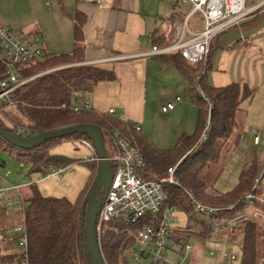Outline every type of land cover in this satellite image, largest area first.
<instances>
[{
    "label": "trees",
    "instance_id": "trees-1",
    "mask_svg": "<svg viewBox=\"0 0 264 264\" xmlns=\"http://www.w3.org/2000/svg\"><path fill=\"white\" fill-rule=\"evenodd\" d=\"M76 16L74 50L70 53H47L44 58L36 60L23 69V75L29 77L46 69L68 65L38 75L15 91L13 108L23 118L22 125L28 127L31 134L75 123H93L102 130L118 131L131 146L140 150L146 162L142 173L149 178L160 177L169 166L179 162L176 172L179 185L170 184L166 187L168 200L165 205L184 210L189 222L187 228L194 227L195 234L203 238L212 237L221 230L213 228L215 220L234 217L252 208L264 209V203L255 200L254 204L250 205L244 199L248 192L259 194L261 191L255 189L254 185L255 178L261 174V171L264 178V160L262 162L256 155L244 164L238 183L231 191L220 193L211 190L206 180L201 177V171L219 157L222 145L236 125V113L241 109L242 101L251 99L255 92L245 83L234 82L217 87L206 82L214 48L197 64L188 62L179 52L161 55L169 63L176 64L187 73L189 78H194L191 98L199 108L195 132L181 135L172 148L162 149L143 135L141 130H136L133 124L117 116L99 113L92 109L76 113L63 107V104L67 106L74 104L81 92L87 94L91 92L98 82L115 79L113 69L82 63L84 61L83 17H79L78 14ZM74 63L77 64L69 65ZM197 78L212 104L209 134L204 141H200V145L195 144L203 132L208 115V103L196 89ZM0 121L9 131L17 134L14 125L7 124L1 117ZM70 138L89 139L83 134L75 133L50 140L37 148L25 150L11 145L0 136V148L17 160L28 163L30 172L43 175L52 168L62 169L73 163L72 158L51 151L55 144ZM109 151L106 138L107 154ZM85 162L90 164L91 173L75 201L65 196L46 195L36 184H32L34 193L24 201L23 208L30 264H90L83 245V214L87 206L86 196L96 178L98 164L95 160ZM188 192H193L203 203L214 204L224 209L217 217L202 216L194 210ZM232 203H235V206L228 208ZM3 211L2 208L1 214ZM110 224L111 226L106 227L101 234L104 256L108 264H127L126 252L136 243L135 234L138 225L128 224L122 220L112 221ZM225 231L229 239L240 242L243 252L242 264H259L262 234L261 227L255 220H245L239 234L232 235L228 230ZM183 235L179 232L171 236H175L183 247V240L186 238ZM187 235L190 236L191 232H187ZM2 250L0 248V264L19 263L17 253Z\"/></svg>",
    "mask_w": 264,
    "mask_h": 264
},
{
    "label": "crops",
    "instance_id": "crops-1",
    "mask_svg": "<svg viewBox=\"0 0 264 264\" xmlns=\"http://www.w3.org/2000/svg\"><path fill=\"white\" fill-rule=\"evenodd\" d=\"M248 4L249 6L261 5L251 12L239 26L228 28L212 40L210 52L214 48V53L210 59L211 68L207 71L206 82L217 87L234 82L247 84L255 92L251 99L243 100L241 105L243 107L248 103L246 105L250 109L258 99L264 100V0H249ZM187 5V10L182 12L178 8L179 4L176 0H101L98 3L85 0H0V23L26 35L41 34L46 50L51 54H60L70 53L74 50L76 15L83 17V62L114 70V80L98 82L103 85L107 93L112 92L111 85L118 83L122 76L124 84L127 86V108H133V111L142 110L140 114L138 111L134 112L137 114L135 116L141 120L139 123L135 121L134 124L139 125L142 134L144 133L142 117L146 107L144 100H147V96L139 95L138 97L137 93L144 92L146 94L149 78L158 77L160 83L167 78L169 85L176 91L187 93L190 101L182 102L181 98L176 102L174 109L167 112L162 110L169 118L182 119L181 129L173 130L163 138L179 139L183 134L194 133L197 128L199 108L191 98L194 78H189L188 74L176 64L165 60L161 56L162 54L151 56L135 54L148 51L156 44L163 46L174 42L176 39L175 25L181 23L190 11V4ZM199 27L201 29L204 27L202 18L198 14L190 16L186 38L192 36L193 32L199 31ZM89 93L86 95L88 96ZM96 101L92 99V110L117 116L131 124L128 116L126 119V113L119 116L116 114L118 110L115 107L110 104L104 105L98 101V98ZM242 107L236 113V123L240 118L237 116L241 115ZM123 108V112H125V106ZM110 109H113L114 112L110 113ZM252 130L254 148L249 159L254 155L261 159L260 154L257 153L260 150L263 152L261 159L263 162L264 131L262 132L258 127H253ZM254 131L259 136L258 142L254 140L256 134ZM143 135L146 136L145 133ZM250 149L251 146L248 151ZM53 176L56 175L49 177ZM40 178L41 175L29 185L43 182L44 180L40 181ZM65 184L68 183L65 182ZM216 192H220V190ZM7 211L6 209L1 214L0 231L9 226ZM16 225L18 223L13 224L12 228ZM190 228L195 234L196 229ZM214 229L228 230L232 235L235 233V229L226 226ZM180 230L178 227H174L171 232L168 250H166L167 256L178 253L176 249L172 248L174 247L172 244L178 242L176 237L171 235L179 233ZM6 243L12 245L9 238L8 242L4 241L2 233H0L2 251L6 249ZM180 246V250L184 251L182 245ZM196 254L201 255L202 250H198Z\"/></svg>",
    "mask_w": 264,
    "mask_h": 264
},
{
    "label": "built area",
    "instance_id": "built-area-1",
    "mask_svg": "<svg viewBox=\"0 0 264 264\" xmlns=\"http://www.w3.org/2000/svg\"><path fill=\"white\" fill-rule=\"evenodd\" d=\"M85 1L98 3L101 0ZM176 2L178 4H190V11L181 23L175 25V41L163 46L156 44L150 50L135 55L151 56L179 52L188 62L197 64L208 56L211 42L219 33L232 26H239L251 12L258 9L261 5L249 6V0H176ZM194 14H198L202 18L204 28L193 32L192 36L186 38L188 21L190 16ZM47 53L49 52L45 48L41 34L26 35L0 23V115L4 116L2 107L14 106L13 95L23 84L38 75L68 66L54 67L25 77L23 69L36 60L44 58ZM75 64L77 63L69 65ZM196 89L208 103V115L200 137V141H202L207 138L211 127L212 104L202 90L199 78L196 79ZM180 100V96L175 97L172 101L163 105L162 110L167 112L174 109L176 102ZM63 107L79 113L83 110H91L93 106L91 100L87 99L86 93L81 92L74 104L69 106L63 104ZM109 112L113 113L114 110L110 109ZM134 127L136 130H140L139 126L134 125ZM17 128L23 135L31 134L28 127L18 126ZM254 132L256 133L254 140L258 142L259 136L256 131ZM108 134L112 142L107 158L114 168V173L111 186L98 217L100 234L103 228L107 227L112 221L122 220L128 224H137L136 242L139 241L143 244L140 251L135 250L133 252L137 264H147L145 262L146 258L149 259L148 264H185L184 258L180 260L171 259L166 255L170 234L174 230V227L170 225L171 220L168 214L171 210H175V207L165 205L168 200L166 187L170 184L179 185L176 175L179 163L169 166L160 177H146L142 173L146 162L140 150L131 146L118 131L108 130ZM81 142L94 154L88 160L98 161L92 141L83 138ZM69 167L62 169L52 168L41 175L40 181L52 175L62 177L63 170ZM262 178V173L255 178V189L260 190L259 184ZM18 188L19 186H0V217L2 208L6 210L18 201L17 197L10 196V192L18 191ZM188 193L194 210L202 216L217 217L224 209V207H215L203 203L196 198L193 192ZM260 193L248 192L245 194L244 199L250 205L254 204L255 200L264 203V198L261 197ZM19 199L23 202L21 194H19ZM234 206L235 204H230L228 208H233ZM245 218L246 216L242 214L234 218H223L215 220L213 226L214 228L226 226L233 229L236 228L237 222L239 223L240 220ZM13 231L14 235L9 237V242L14 243L16 248L19 249V253H17L19 257L18 264H30L28 255L29 241L24 222L14 226ZM186 231L193 232V229L186 228ZM183 248L187 254L192 249V246L183 240ZM209 252L213 254V250ZM224 256L227 263L231 264L238 257V253H225Z\"/></svg>",
    "mask_w": 264,
    "mask_h": 264
},
{
    "label": "rangeland",
    "instance_id": "rangeland-1",
    "mask_svg": "<svg viewBox=\"0 0 264 264\" xmlns=\"http://www.w3.org/2000/svg\"><path fill=\"white\" fill-rule=\"evenodd\" d=\"M178 8L181 9L182 12H185L188 8V5L179 4ZM199 28L197 29L199 30ZM202 29L200 28V30ZM167 81L168 80L166 78V80L160 83L158 77L149 78L146 94L144 92H142V94H140L139 92L137 93L138 97L139 95L142 97L144 95L147 96V100H144V102L146 103V107L144 108V115L142 117V121L144 122V133L150 140L153 141L156 146L162 149L172 148L176 144L178 138L165 139L163 137L166 134L173 132V130L177 131V129H181L182 119L180 120V118H169L167 114L162 112L161 105L166 103L167 101H172L173 98L177 95L181 96L182 102L190 101L188 100L187 93L178 90L176 91L172 86L169 85ZM111 86L112 92L107 93L106 89L103 88V85L98 83V85H96L94 89L89 93L87 99L91 100L92 102V99L96 101L98 98V101L104 103V105L110 104L111 106L115 107L116 110H118L116 114L119 116H123L124 113H126V119L128 116L129 122H131V124L141 122V120H139L137 116H135L137 114H135L134 112L138 111V113L140 114L142 110L138 109L137 111H133V108H127V86H125L122 76L118 83H115L114 85L112 84ZM246 104L243 105V107L241 105L243 110L240 111L241 115L237 116V118H240L237 120V123L233 131L227 138L226 142L222 145L217 160L210 162L209 165L201 171V177L206 180L211 190H220V192L226 193L233 189L239 179L240 171L244 167L245 161L249 159L254 148V133L252 132V128L258 127L260 130H262V132L264 131V100L261 98L258 99L253 103V106L250 109ZM122 106H125V112H123L124 108ZM2 112L4 116L0 115V117L4 119L7 124L11 126L14 125V127L16 128L18 126H24L22 125L23 118L19 113L16 112V109L13 108V106L2 107ZM16 133L23 135L21 131L18 130V128L16 130ZM103 133L105 136V142L107 138V147L108 149H110L112 140L109 139L108 129L103 130ZM195 145H200V138ZM250 146L251 149L250 151H248ZM51 151L58 155L70 157L74 161L69 168L63 170L62 177H48L43 182H36L35 184L38 189L46 195L65 196L69 200L75 201L79 197L82 189L85 187V184L91 173L90 164L86 163L85 161H88V159H90L94 154L81 142V139L76 138L66 139L58 144H55L51 148ZM260 152L261 151L258 150L257 153L260 154V157L262 159L263 152ZM261 173L263 175L262 171ZM39 177L40 174L30 172V165L28 163L17 160L8 152L0 148V186H19L18 191L10 192V196L14 198L17 197L18 201L7 208V218L9 220V226L8 228H3L0 231V233H2L4 241L6 240L8 242V238L14 235V231L12 228L13 224L23 223V202L30 198L34 193L33 186L29 184L33 181H36ZM65 182H67L68 184L66 185ZM259 188L261 190V197L264 198V178H262L259 184ZM19 194H21L23 202L21 201V199H19ZM206 204L215 206L214 204L210 203ZM240 214L245 215L247 219L255 220L261 227L262 237L260 238L261 244L259 249V264H264V209L252 208L249 211L247 210ZM168 215L171 220L170 225L172 227H178L179 229H181L179 232L185 235L186 238L184 240L192 246V249L189 250V252L186 254L185 251L180 250L181 246L179 243H176L174 245L172 244V246H174L172 248L176 249L178 253L171 255L168 254L167 257L171 259L184 258L185 264H229L227 263L224 254L237 252L238 257L231 264H242V246L238 240L229 239L228 233H226L225 230L221 229L214 236L208 238H203L192 232L191 235L188 236L187 232L190 231H186V226L189 224L186 212L182 209L175 208V210H171ZM246 218L240 220L239 223H236V228H233L235 229L234 234H239L241 232L243 222L247 220ZM108 226L110 227L111 224L109 223L107 227ZM105 228H103V231ZM5 246V250H8L9 252L14 249L12 253H19V249L16 248L14 243H12V245L6 243ZM142 247L143 244L137 241L133 248L129 249L126 252L127 264H137L133 252L135 250L140 251ZM166 250H168V248ZM198 250H202L201 255L196 254ZM210 250H213V254L209 252ZM145 262L148 264L149 259L146 258Z\"/></svg>",
    "mask_w": 264,
    "mask_h": 264
},
{
    "label": "water",
    "instance_id": "water-1",
    "mask_svg": "<svg viewBox=\"0 0 264 264\" xmlns=\"http://www.w3.org/2000/svg\"><path fill=\"white\" fill-rule=\"evenodd\" d=\"M75 133L83 134L92 141L98 158L97 175L87 193V206L83 214L84 250L90 264H108L102 250L98 217L111 186L114 168L107 158L103 130L93 123H75L36 134L19 135L9 131L0 121V136L11 145L25 150Z\"/></svg>",
    "mask_w": 264,
    "mask_h": 264
}]
</instances>
